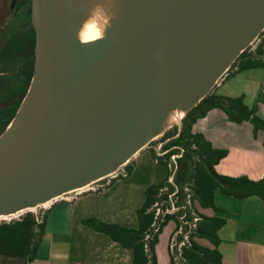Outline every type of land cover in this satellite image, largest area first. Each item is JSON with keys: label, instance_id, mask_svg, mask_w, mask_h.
Here are the masks:
<instances>
[{"label": "water", "instance_id": "water-1", "mask_svg": "<svg viewBox=\"0 0 264 264\" xmlns=\"http://www.w3.org/2000/svg\"><path fill=\"white\" fill-rule=\"evenodd\" d=\"M108 6V13L95 9ZM37 57L0 135V221L115 176L264 32V0H33ZM98 20L101 33L85 41Z\"/></svg>", "mask_w": 264, "mask_h": 264}, {"label": "crops", "instance_id": "crops-1", "mask_svg": "<svg viewBox=\"0 0 264 264\" xmlns=\"http://www.w3.org/2000/svg\"><path fill=\"white\" fill-rule=\"evenodd\" d=\"M263 88L264 68H255L222 79L215 90L219 95L230 97L245 95L248 105L257 106L259 113L264 115ZM253 127L251 122L230 121L224 110L214 108L198 120L193 131L203 133L215 148L228 149L229 154L216 166L220 174L246 175L259 180L264 178V130L255 133ZM133 161L131 176L117 179L105 190L70 193L44 209L39 207L48 212L46 231L37 257L29 264H131L132 255L127 249L106 234L84 225L82 220L97 217L104 222L139 227L137 212L146 197L145 191L152 183L164 179L167 169L155 163L149 146ZM223 208L229 214L220 230L223 264H264V199L259 196L233 197L230 209ZM174 228L173 223V230L167 234V246ZM162 234L157 245L159 264L158 247ZM166 248L169 251V246ZM166 255L167 264H170L169 253ZM0 264L26 263L23 259L0 254Z\"/></svg>", "mask_w": 264, "mask_h": 264}, {"label": "trees", "instance_id": "trees-1", "mask_svg": "<svg viewBox=\"0 0 264 264\" xmlns=\"http://www.w3.org/2000/svg\"><path fill=\"white\" fill-rule=\"evenodd\" d=\"M255 68H264V32L255 44L240 54L224 78H232L242 71ZM214 108L224 110L230 121L251 122L255 133L259 129L264 130V115L259 113L257 106L248 105L245 95L237 97L219 95L214 89L188 112L181 129L177 125L171 127L158 142L152 141L148 146L155 163L166 169L171 155L181 154L177 161L178 169L174 182L179 186H190L194 209L200 207L222 212L223 209L215 202L218 190L236 199L251 196L264 199V178L256 180L246 175L228 176L216 170L219 162L229 154L228 149L215 148L203 133L193 131V126L198 120L204 118ZM158 143H163L162 150L167 151L164 155H159L155 150L153 145L156 146ZM133 169L134 161L131 160L116 176L103 179L100 182L103 186L98 191L109 188L117 179L130 177ZM166 183L167 177L147 187L146 197L137 212L139 226L137 229L104 222L97 217L83 219L82 223L106 234L127 249L132 255L131 264H159L157 245L160 235L171 220L176 222L177 227L180 225V221L172 215L166 216L162 222L155 223L152 206ZM186 211L191 218L190 209ZM47 213L43 210L31 211L15 219L0 221V254L23 259L26 264L32 262L37 257L46 231ZM199 215L196 227L192 229L189 241L182 246L180 254L179 251L171 249L172 235L169 237L170 264H223L220 230L226 224V218L219 215L208 216L201 212ZM201 239L207 240L213 247L200 243Z\"/></svg>", "mask_w": 264, "mask_h": 264}, {"label": "flooded vegetation", "instance_id": "flooded-vegetation-1", "mask_svg": "<svg viewBox=\"0 0 264 264\" xmlns=\"http://www.w3.org/2000/svg\"><path fill=\"white\" fill-rule=\"evenodd\" d=\"M33 12V0H0V135L33 78L38 48Z\"/></svg>", "mask_w": 264, "mask_h": 264}, {"label": "built area", "instance_id": "built-area-1", "mask_svg": "<svg viewBox=\"0 0 264 264\" xmlns=\"http://www.w3.org/2000/svg\"><path fill=\"white\" fill-rule=\"evenodd\" d=\"M222 79H224V76ZM261 92L264 95V88L263 90H261ZM162 145L163 143H158L156 146H154L155 150L159 155H164L167 152L162 150ZM180 157L181 154H175V155L172 154L170 160L167 161V176H166L167 183L160 190L159 196L157 197L155 203L152 206V209L155 214L154 216L155 223L162 222L166 218V216L169 215H172L173 217H175L180 221V225L177 227L176 222L171 220L172 223L175 224V228L173 231L174 234H172L170 238L171 249L173 251H179V254L182 251V246L189 241V237L192 233V229L196 227V223L200 217L199 215L200 211L198 207H196V209L193 208L192 199H191L192 192L190 186L188 185L179 186L176 185L174 182L175 175L178 169L177 161L178 158ZM101 181H97L96 183H94L85 190L95 189L98 186L99 188L102 187L103 185L100 184ZM77 192H83V191L79 190ZM46 206L48 205L42 206L41 209L46 208ZM187 209H190L192 216L191 218L188 212L186 211ZM179 237H181V239H179Z\"/></svg>", "mask_w": 264, "mask_h": 264}, {"label": "rangeland", "instance_id": "rangeland-1", "mask_svg": "<svg viewBox=\"0 0 264 264\" xmlns=\"http://www.w3.org/2000/svg\"><path fill=\"white\" fill-rule=\"evenodd\" d=\"M255 44V43H254ZM162 136L158 137L157 140H154L155 142H158V140L161 138ZM155 146V145H153ZM100 188L99 186L96 187L95 189H90V190H95V191H98ZM215 202H216V205L218 207H220L221 209H223L222 212H215L214 210H208V209H202L200 207H198L199 211L201 213H206V214H216V215H219V216H223L224 218H229V214L227 212V210H225L223 207H227V209L229 210L230 209V202H233V197H229L227 196L226 194H223L221 191H217L216 192V199H215ZM36 211H40V208L39 210H35ZM173 230V223L172 221L169 223V225L166 227L165 229V232L164 234H162V237H161V243L158 247V253H159V257H160V261L161 263L160 264H167L168 263V259H167V253H169V251H167V241H166V238H167V234H169L170 231ZM164 236V237H163ZM202 243L208 247H212V245L207 241V240H202ZM168 245H169V240H168ZM166 253V254H165Z\"/></svg>", "mask_w": 264, "mask_h": 264}, {"label": "bare ground", "instance_id": "bare-ground-1", "mask_svg": "<svg viewBox=\"0 0 264 264\" xmlns=\"http://www.w3.org/2000/svg\"><path fill=\"white\" fill-rule=\"evenodd\" d=\"M101 31L102 30L100 25L98 24V20H93L87 25L85 31H83V39L85 41L92 40L98 37Z\"/></svg>", "mask_w": 264, "mask_h": 264}, {"label": "clouds", "instance_id": "clouds-1", "mask_svg": "<svg viewBox=\"0 0 264 264\" xmlns=\"http://www.w3.org/2000/svg\"><path fill=\"white\" fill-rule=\"evenodd\" d=\"M110 11V8L108 6H101L95 9V13H108Z\"/></svg>", "mask_w": 264, "mask_h": 264}]
</instances>
